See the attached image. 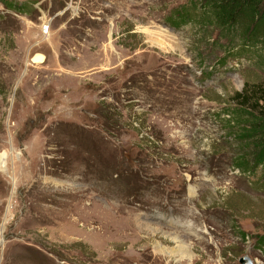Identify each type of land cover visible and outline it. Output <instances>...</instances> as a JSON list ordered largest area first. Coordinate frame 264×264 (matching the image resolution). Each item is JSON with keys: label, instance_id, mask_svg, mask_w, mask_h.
<instances>
[{"label": "rangeland", "instance_id": "rangeland-1", "mask_svg": "<svg viewBox=\"0 0 264 264\" xmlns=\"http://www.w3.org/2000/svg\"><path fill=\"white\" fill-rule=\"evenodd\" d=\"M190 1L0 0V264H264V59Z\"/></svg>", "mask_w": 264, "mask_h": 264}, {"label": "trees", "instance_id": "trees-1", "mask_svg": "<svg viewBox=\"0 0 264 264\" xmlns=\"http://www.w3.org/2000/svg\"><path fill=\"white\" fill-rule=\"evenodd\" d=\"M187 23L196 24L203 34L207 29H216L218 36L225 39L221 49L233 53V60L264 59V0H191L174 10L170 25L178 28ZM218 61L221 66L226 63L223 57ZM249 88V92L244 90L236 95L238 111L243 112L238 135L255 149L252 161L259 159L264 163V83Z\"/></svg>", "mask_w": 264, "mask_h": 264}, {"label": "water", "instance_id": "water-1", "mask_svg": "<svg viewBox=\"0 0 264 264\" xmlns=\"http://www.w3.org/2000/svg\"><path fill=\"white\" fill-rule=\"evenodd\" d=\"M239 264H251L246 257H241L238 260Z\"/></svg>", "mask_w": 264, "mask_h": 264}, {"label": "bare ground", "instance_id": "bare-ground-1", "mask_svg": "<svg viewBox=\"0 0 264 264\" xmlns=\"http://www.w3.org/2000/svg\"><path fill=\"white\" fill-rule=\"evenodd\" d=\"M182 251V250H181ZM183 253V252H182Z\"/></svg>", "mask_w": 264, "mask_h": 264}]
</instances>
